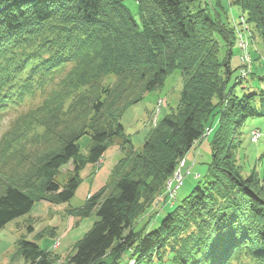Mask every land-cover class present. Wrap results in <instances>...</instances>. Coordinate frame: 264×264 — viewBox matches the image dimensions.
Listing matches in <instances>:
<instances>
[{
    "label": "trees",
    "instance_id": "1",
    "mask_svg": "<svg viewBox=\"0 0 264 264\" xmlns=\"http://www.w3.org/2000/svg\"><path fill=\"white\" fill-rule=\"evenodd\" d=\"M124 1L0 0V120L41 98L0 140V232L36 202L69 205L81 172L120 141L124 156L112 182L82 208L69 207L68 216L96 214L97 221L66 264H120L127 252L137 264L163 262L165 255L174 264H264V181L255 171L248 177L239 171L235 141L255 116L251 100L258 95L228 90L237 44L228 8L223 0H137L135 16ZM228 2L264 43V0ZM176 71L184 76L177 112L160 121L137 153L123 113ZM215 122L208 179L157 229L137 231L135 222ZM85 136L87 156L80 145ZM69 164L73 174L62 184L58 176ZM56 229L40 237L56 238ZM15 258L57 264L61 255L18 239Z\"/></svg>",
    "mask_w": 264,
    "mask_h": 264
},
{
    "label": "rangeland",
    "instance_id": "2",
    "mask_svg": "<svg viewBox=\"0 0 264 264\" xmlns=\"http://www.w3.org/2000/svg\"><path fill=\"white\" fill-rule=\"evenodd\" d=\"M206 1L216 5L214 0ZM124 2L131 12L138 16L137 0ZM223 3L229 11L228 22L236 30L237 35V44L233 48L231 61L236 71L232 74L228 90L242 98L252 94L258 95L251 100V111L255 113V116L246 118L241 133L235 140L238 144L236 166L244 177L250 176L255 171L260 180L264 181V43L237 7H231L228 0H223ZM209 7L213 8L211 5ZM70 68L71 66H68L57 73L56 84L61 82ZM113 79V76L109 77L108 82ZM183 88L184 76L180 71H176L167 78L160 90L147 94L143 101L129 107L123 113L122 123L127 134L130 135L135 152L141 151L147 137L158 130V124L165 116L177 112ZM226 96L230 98L231 95ZM40 100V97L36 98L35 102L30 99L28 104L16 107L3 116L0 120V140L12 127L18 115L29 110L31 104H36ZM217 124L218 122H215L208 127L200 141L196 142L192 151L186 155L185 160L179 161L176 171L166 183L165 190L156 196L153 205L135 222L137 231L144 230L147 233L157 229L166 214L191 194L196 186L208 179L209 165L212 160L211 140ZM89 143L88 136L80 141L81 153L85 156L88 154ZM130 150L128 146L127 152ZM123 154L120 141H117L98 164H88L80 174L82 183L69 205L36 202L29 214L10 222L0 232V264H27L23 258H15L18 239L37 242L43 249L61 255V260L57 264H66L75 254L74 245L97 221L96 214L81 220L70 217L68 216L69 207L82 208L91 195L110 184L113 167L123 158ZM0 167L2 168L1 163ZM72 170L71 164L65 166L58 176V181L62 184L66 183L73 174ZM77 220L80 221L79 225H76ZM30 226L34 227V231L30 232ZM52 227L57 228L56 238L45 234L40 237L47 228ZM131 257L129 252L125 253L120 264H137L136 259ZM164 257H166L165 261L160 262L155 259L151 264H174L167 255ZM139 264H147V261L141 260Z\"/></svg>",
    "mask_w": 264,
    "mask_h": 264
},
{
    "label": "built area",
    "instance_id": "3",
    "mask_svg": "<svg viewBox=\"0 0 264 264\" xmlns=\"http://www.w3.org/2000/svg\"><path fill=\"white\" fill-rule=\"evenodd\" d=\"M245 62V61H244ZM243 70V69H242ZM244 71H245V69H244ZM255 140V139H254ZM258 140V139H257ZM256 141V140H255ZM185 160V159H184ZM175 176H177V174L175 175ZM176 190V189H175Z\"/></svg>",
    "mask_w": 264,
    "mask_h": 264
},
{
    "label": "bare ground",
    "instance_id": "4",
    "mask_svg": "<svg viewBox=\"0 0 264 264\" xmlns=\"http://www.w3.org/2000/svg\"><path fill=\"white\" fill-rule=\"evenodd\" d=\"M247 20V19H246ZM248 36V35H247Z\"/></svg>",
    "mask_w": 264,
    "mask_h": 264
}]
</instances>
